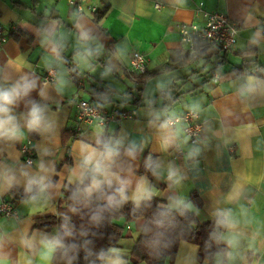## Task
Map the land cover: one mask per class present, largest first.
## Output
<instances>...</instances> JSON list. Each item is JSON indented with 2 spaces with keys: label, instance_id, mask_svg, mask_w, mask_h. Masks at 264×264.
<instances>
[{
  "label": "clouds",
  "instance_id": "1",
  "mask_svg": "<svg viewBox=\"0 0 264 264\" xmlns=\"http://www.w3.org/2000/svg\"><path fill=\"white\" fill-rule=\"evenodd\" d=\"M0 264H264V0H0Z\"/></svg>",
  "mask_w": 264,
  "mask_h": 264
},
{
  "label": "crops",
  "instance_id": "2",
  "mask_svg": "<svg viewBox=\"0 0 264 264\" xmlns=\"http://www.w3.org/2000/svg\"><path fill=\"white\" fill-rule=\"evenodd\" d=\"M11 35H12L13 37L19 38L21 35H23V33H22V31H21L20 29H15V30H13V32L11 33ZM29 39H31L30 36H29ZM26 43H27V41H25V44H26ZM158 51H159L158 49H151V48H149V52H150L151 55H156ZM137 99H138V98H137ZM135 102H136V101H133V103H135ZM125 110H127V111L130 112L129 109H125ZM71 127H72V126H69V127H67V128L65 129V133H66V134L72 133V132H70Z\"/></svg>",
  "mask_w": 264,
  "mask_h": 264
},
{
  "label": "built area",
  "instance_id": "3",
  "mask_svg": "<svg viewBox=\"0 0 264 264\" xmlns=\"http://www.w3.org/2000/svg\"><path fill=\"white\" fill-rule=\"evenodd\" d=\"M117 111L116 109H112L109 111V115L111 116L113 112ZM120 114L123 115L125 118L130 114L129 111L125 110V109H122V110H119ZM117 119H119V117H117ZM70 132L74 133L75 132V128L74 127H71V130Z\"/></svg>",
  "mask_w": 264,
  "mask_h": 264
},
{
  "label": "trees",
  "instance_id": "4",
  "mask_svg": "<svg viewBox=\"0 0 264 264\" xmlns=\"http://www.w3.org/2000/svg\"><path fill=\"white\" fill-rule=\"evenodd\" d=\"M201 235H202V233H201Z\"/></svg>",
  "mask_w": 264,
  "mask_h": 264
}]
</instances>
